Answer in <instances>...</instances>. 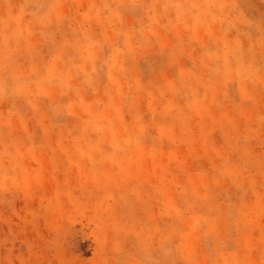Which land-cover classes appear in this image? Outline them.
I'll return each instance as SVG.
<instances>
[{"label": "rangeland", "instance_id": "374dc122", "mask_svg": "<svg viewBox=\"0 0 264 264\" xmlns=\"http://www.w3.org/2000/svg\"><path fill=\"white\" fill-rule=\"evenodd\" d=\"M0 264H264V0H0Z\"/></svg>", "mask_w": 264, "mask_h": 264}]
</instances>
